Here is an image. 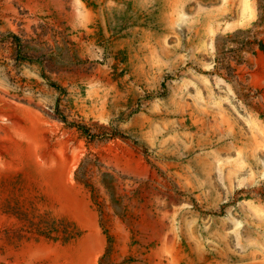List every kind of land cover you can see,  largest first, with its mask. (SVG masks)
<instances>
[{"label":"rangeland","instance_id":"1","mask_svg":"<svg viewBox=\"0 0 264 264\" xmlns=\"http://www.w3.org/2000/svg\"><path fill=\"white\" fill-rule=\"evenodd\" d=\"M0 264H264V0H0Z\"/></svg>","mask_w":264,"mask_h":264}]
</instances>
